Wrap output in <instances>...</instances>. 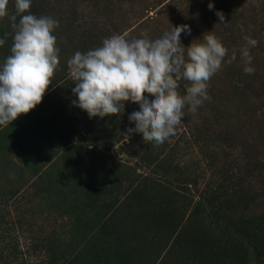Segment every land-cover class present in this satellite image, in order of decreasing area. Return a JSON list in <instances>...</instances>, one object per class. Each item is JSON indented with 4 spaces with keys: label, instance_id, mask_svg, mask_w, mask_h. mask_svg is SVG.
Instances as JSON below:
<instances>
[{
    "label": "trees",
    "instance_id": "1",
    "mask_svg": "<svg viewBox=\"0 0 264 264\" xmlns=\"http://www.w3.org/2000/svg\"><path fill=\"white\" fill-rule=\"evenodd\" d=\"M223 1L226 6L239 2ZM257 4L248 12L264 22V0ZM7 10L0 18L5 40L0 66L11 55L15 0ZM29 11L58 22L52 34L59 65L41 103L0 126V149L21 156L38 194L71 227L52 240L50 264H264V23L248 65L254 73H245L243 62V75L232 80L225 97L217 96L209 81L211 99L195 113L185 107L170 136H179L178 147L224 148L223 156L232 162L220 180L228 185L207 192L172 160L164 144L127 133L135 128L129 116L139 104L126 101L120 114L103 118H90L73 104L78 96L67 61L116 35L111 13H101L98 3L87 0H31ZM179 85L184 95L189 82L182 79ZM118 143L144 171L112 156Z\"/></svg>",
    "mask_w": 264,
    "mask_h": 264
},
{
    "label": "clouds",
    "instance_id": "2",
    "mask_svg": "<svg viewBox=\"0 0 264 264\" xmlns=\"http://www.w3.org/2000/svg\"><path fill=\"white\" fill-rule=\"evenodd\" d=\"M8 4L9 0H0V18L8 16ZM30 7L31 0H15L16 14L10 17L14 35L11 55L0 66V126H7L41 103L59 65V49L52 34L58 22L50 17L38 18L30 13ZM208 7L212 9L213 5ZM216 15L224 21L222 12ZM190 31L188 25L176 26L155 40H128L116 34L104 39L100 47L85 53L77 51L67 61L75 81L73 93L78 96V104H73L90 118H103L120 114L124 102L130 100L139 104L140 110L129 116L135 128L127 133H140L145 142L164 143L176 134L185 107L195 113L198 106L211 99L208 82L228 54L211 32L203 35L202 42L183 47L181 33ZM4 43L0 39V46ZM257 43L247 38L248 45L255 47ZM241 55L245 73H254L248 66L252 62L249 49L243 48ZM235 59L233 51L228 62ZM182 79L189 82L184 95L178 91ZM145 93L155 99L149 101Z\"/></svg>",
    "mask_w": 264,
    "mask_h": 264
},
{
    "label": "rangeland",
    "instance_id": "3",
    "mask_svg": "<svg viewBox=\"0 0 264 264\" xmlns=\"http://www.w3.org/2000/svg\"><path fill=\"white\" fill-rule=\"evenodd\" d=\"M82 0H78L80 3ZM91 5L98 3L101 13H111L113 25L117 22L114 34L125 35L126 39L148 38L155 40L173 27L188 25L190 34L182 32L181 45L189 47L192 42H202L203 35L214 34L232 49L225 56L221 68L211 77L216 86L217 96L225 97L232 80L243 75L241 50L245 47L252 53L259 45L252 47L247 38L255 39L261 17L254 18L248 12L252 5L256 8L258 0H239L226 6L223 0H87ZM213 8L209 9L208 5ZM84 6V5H82ZM224 15L220 21L216 12ZM109 13V14H110ZM109 26V25H108ZM110 27V26H109ZM235 51V61L229 63ZM253 56V53L251 54ZM186 90V89H185ZM170 137L164 144L169 156L177 159L183 171L192 180L198 181L200 191L218 192L224 190L228 182L220 180L223 169L231 166V159L224 157L222 149L193 144H181ZM210 145V144H209ZM111 154L117 160L144 171L141 165L126 152L123 143L112 147ZM174 156V157H173ZM33 181L25 168L21 156L15 157L5 149H0V264H50L48 252L51 242L71 231L62 212L44 201L33 186ZM64 264V263H52Z\"/></svg>",
    "mask_w": 264,
    "mask_h": 264
}]
</instances>
